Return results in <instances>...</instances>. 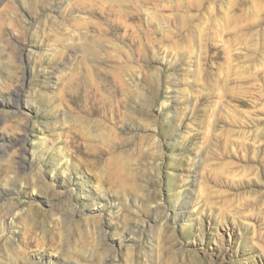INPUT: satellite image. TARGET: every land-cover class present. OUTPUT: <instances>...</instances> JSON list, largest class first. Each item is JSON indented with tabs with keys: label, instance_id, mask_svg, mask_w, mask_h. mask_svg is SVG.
Instances as JSON below:
<instances>
[{
	"label": "rangeland",
	"instance_id": "rangeland-1",
	"mask_svg": "<svg viewBox=\"0 0 264 264\" xmlns=\"http://www.w3.org/2000/svg\"><path fill=\"white\" fill-rule=\"evenodd\" d=\"M0 264H264V0H0Z\"/></svg>",
	"mask_w": 264,
	"mask_h": 264
}]
</instances>
